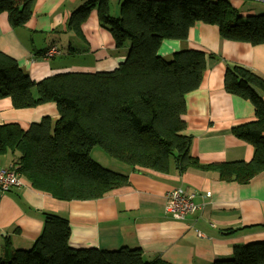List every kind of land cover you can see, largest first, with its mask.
I'll return each instance as SVG.
<instances>
[{
    "label": "trees",
    "instance_id": "1",
    "mask_svg": "<svg viewBox=\"0 0 264 264\" xmlns=\"http://www.w3.org/2000/svg\"><path fill=\"white\" fill-rule=\"evenodd\" d=\"M34 2L0 0V14L8 15L12 27L22 26L32 17ZM94 8L116 48H129L113 70L66 71L36 81L0 50V99L9 98L18 109L50 102L58 112L55 122L44 117L26 129L0 122V156L14 155L12 166L23 180L66 201L96 199L127 185L128 175L91 158L96 146L139 169L194 167L240 183L264 170V76L241 66L228 67L224 76L227 92L254 105L255 119L232 128L254 146L252 159L201 164L190 152L183 115L186 94L201 85L207 52L183 49L170 60L158 54L164 39H187L196 22L216 25L225 39L264 44V13L243 17L229 0H122L121 15L114 16L109 0H89L73 12L69 27L83 35L81 25ZM44 214L34 245L6 246L0 264H168L146 261L139 248H72L68 219ZM213 264H264V241L235 246L231 258Z\"/></svg>",
    "mask_w": 264,
    "mask_h": 264
},
{
    "label": "crops",
    "instance_id": "2",
    "mask_svg": "<svg viewBox=\"0 0 264 264\" xmlns=\"http://www.w3.org/2000/svg\"><path fill=\"white\" fill-rule=\"evenodd\" d=\"M88 1L35 0L32 17L19 27H12L8 15L1 13L0 50L36 81L59 72L117 68L129 48H116L112 34L100 25L96 8L81 25L83 35L68 25L73 12ZM229 1L243 17L264 13V0ZM112 2L122 0H109ZM76 40H84L88 49L75 48ZM52 45L60 53L44 57ZM183 49H200L208 57L200 87L185 96L183 119L191 136L192 156L201 164L250 161L254 146L234 135L232 128L255 119L254 105L227 92L224 76L230 66L246 67L264 76V44L225 39L216 25L196 22L187 39H164L158 54L167 59ZM77 54L79 58L87 55L83 58L95 63L77 65L67 60L78 58ZM44 117L53 122L58 118L54 103L18 109L9 98L0 99V122H16L26 129ZM14 159L9 151L0 156V166L10 167ZM119 163L124 171L118 172L128 175L127 185L96 199L60 200L35 189L26 179L21 186L0 191L2 256H6V246L30 249L43 230L47 212L68 219L72 248H139L148 262L213 264L231 258L235 246L264 241V170L240 183L222 180L208 169L191 167L180 172L172 165L161 172ZM178 187L195 193V202H204L205 208L184 219L173 218L165 206L168 192Z\"/></svg>",
    "mask_w": 264,
    "mask_h": 264
},
{
    "label": "built area",
    "instance_id": "3",
    "mask_svg": "<svg viewBox=\"0 0 264 264\" xmlns=\"http://www.w3.org/2000/svg\"><path fill=\"white\" fill-rule=\"evenodd\" d=\"M57 53H59L58 47L52 45L46 50L44 57L50 58ZM23 182V178L13 166L8 168L0 166V191L2 193L9 191L13 187L21 186ZM195 196V193L187 192L181 187L175 188L167 194L165 209L173 218L184 219L188 214L205 208L206 204L204 202H195ZM206 196L210 198L211 194Z\"/></svg>",
    "mask_w": 264,
    "mask_h": 264
},
{
    "label": "rangeland",
    "instance_id": "4",
    "mask_svg": "<svg viewBox=\"0 0 264 264\" xmlns=\"http://www.w3.org/2000/svg\"><path fill=\"white\" fill-rule=\"evenodd\" d=\"M114 6H116L117 8H114ZM92 10L90 11L88 18L90 17ZM96 10H97V8H96ZM97 12H98V10H97ZM93 13L94 12H92V14ZM110 13H111V15L120 16L121 15V13H120V4L113 3V2L110 3ZM85 33H87V31H85L84 34ZM80 38H82V36ZM83 41L84 40H82L81 42H79V40H76V41H74V43H73L74 45L73 46L75 48L88 49V48L85 47V43ZM63 45L64 44H62V46ZM58 54L59 53L53 55V57L56 56V55H58ZM74 56H76L78 58H70V57H68L67 60H70L72 63H75L77 65L79 63H85V64H88V65H93L95 63L94 62V59L93 60H89L87 58H83V56L84 57H87V55H83L82 58H79L80 55H78V54L77 55H74ZM62 57H64V56H62ZM72 59H74V60H72ZM170 59L171 58H167L166 60H170ZM91 158L93 160L97 161L98 163H100L102 166H104L106 168H109L111 170H114V171H117V172L118 171H124L123 168L119 167V166H122L121 164H123V163H119V161H117V159H114L111 155H109L105 150H103L99 146H96V147H94V149H92V151H91Z\"/></svg>",
    "mask_w": 264,
    "mask_h": 264
}]
</instances>
